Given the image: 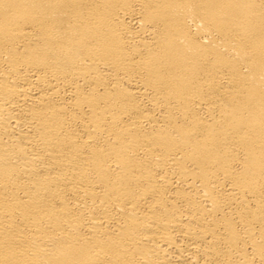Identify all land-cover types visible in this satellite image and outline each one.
<instances>
[{"label":"bare ground","instance_id":"obj_1","mask_svg":"<svg viewBox=\"0 0 264 264\" xmlns=\"http://www.w3.org/2000/svg\"><path fill=\"white\" fill-rule=\"evenodd\" d=\"M0 264H264V0H0Z\"/></svg>","mask_w":264,"mask_h":264}]
</instances>
